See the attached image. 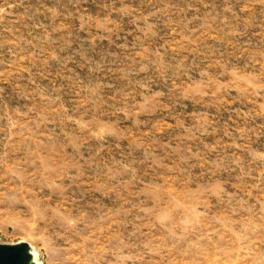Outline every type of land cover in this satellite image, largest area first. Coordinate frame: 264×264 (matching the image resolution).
<instances>
[{
	"label": "rangeland",
	"instance_id": "374dc122",
	"mask_svg": "<svg viewBox=\"0 0 264 264\" xmlns=\"http://www.w3.org/2000/svg\"><path fill=\"white\" fill-rule=\"evenodd\" d=\"M38 264H264V0H0V244Z\"/></svg>",
	"mask_w": 264,
	"mask_h": 264
},
{
	"label": "water",
	"instance_id": "95a60500",
	"mask_svg": "<svg viewBox=\"0 0 264 264\" xmlns=\"http://www.w3.org/2000/svg\"><path fill=\"white\" fill-rule=\"evenodd\" d=\"M0 264H34L30 245L23 241L0 244Z\"/></svg>",
	"mask_w": 264,
	"mask_h": 264
},
{
	"label": "bare ground",
	"instance_id": "6f19581e",
	"mask_svg": "<svg viewBox=\"0 0 264 264\" xmlns=\"http://www.w3.org/2000/svg\"><path fill=\"white\" fill-rule=\"evenodd\" d=\"M33 248L31 247L32 259H33L34 264H38V261H37V258H36V251Z\"/></svg>",
	"mask_w": 264,
	"mask_h": 264
}]
</instances>
